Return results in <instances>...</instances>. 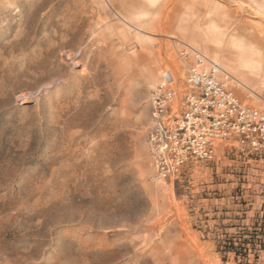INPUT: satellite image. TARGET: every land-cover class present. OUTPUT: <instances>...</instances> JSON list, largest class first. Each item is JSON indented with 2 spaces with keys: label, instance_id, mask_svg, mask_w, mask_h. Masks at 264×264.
<instances>
[{
  "label": "rangeland",
  "instance_id": "obj_1",
  "mask_svg": "<svg viewBox=\"0 0 264 264\" xmlns=\"http://www.w3.org/2000/svg\"><path fill=\"white\" fill-rule=\"evenodd\" d=\"M254 2L0 0V264H264V166L225 155L157 182L148 145L163 73L184 89L181 51L243 79L180 24L257 26ZM244 80L264 108V81Z\"/></svg>",
  "mask_w": 264,
  "mask_h": 264
},
{
  "label": "built area",
  "instance_id": "obj_2",
  "mask_svg": "<svg viewBox=\"0 0 264 264\" xmlns=\"http://www.w3.org/2000/svg\"><path fill=\"white\" fill-rule=\"evenodd\" d=\"M180 57L190 61L183 91L165 72L149 97L154 179L171 181L195 164H214L222 147L246 157V166H264V108L247 104L240 82L203 53L186 48Z\"/></svg>",
  "mask_w": 264,
  "mask_h": 264
},
{
  "label": "bare ground",
  "instance_id": "obj_3",
  "mask_svg": "<svg viewBox=\"0 0 264 264\" xmlns=\"http://www.w3.org/2000/svg\"><path fill=\"white\" fill-rule=\"evenodd\" d=\"M144 1L154 5L157 4L159 0ZM255 1L254 9H256V14H260L264 18V2L262 0ZM142 7H144V4H142ZM139 13L142 14L143 12ZM140 14L137 16L139 20L141 19ZM240 17L241 16L239 15V18L233 20L230 15H227L222 24L217 25L212 23L211 26L206 29V32L201 30V25L198 23L189 26L180 24V30L184 36H191L193 40L198 36L200 38H205V50L214 59H220V56L214 48L222 50V63L224 65H231L235 69V73L239 75L240 78H243L239 81L241 87L248 90L251 88L247 85L244 79H260V81H264V21L257 24V26H254L252 23H248ZM120 18L126 25L132 27L134 31H136L135 33L138 39L141 40L142 38H140V35L147 33L141 27L133 24L134 19L126 20L122 16ZM248 25L257 27L258 32H247L246 29ZM159 65V60L150 64L148 71L145 73V79L148 84H151L159 75ZM178 70H181V68L179 67ZM164 74L165 72L163 75ZM172 75L175 85L177 84L178 86V76L173 73Z\"/></svg>",
  "mask_w": 264,
  "mask_h": 264
},
{
  "label": "crops",
  "instance_id": "obj_4",
  "mask_svg": "<svg viewBox=\"0 0 264 264\" xmlns=\"http://www.w3.org/2000/svg\"><path fill=\"white\" fill-rule=\"evenodd\" d=\"M225 155H227V157L231 156L233 158V160L231 161L234 166H235V169L234 171L237 173L238 171H241V168H239V166L243 163H246V157H243L242 155H239L238 151H234L231 150V151H226L225 147L224 148H221L218 152V155H217V158H216V161H215V165L217 166H220L221 163L223 162V159H226ZM236 156V157H234ZM235 158V159H234ZM248 162H252V161H248ZM250 166H255V165H250ZM240 169V170H239ZM246 169H248V167H246ZM245 169V171H246ZM233 186V185H232ZM234 189H231V191H233ZM235 195H237L236 193H234ZM254 197V193L252 194L251 191H247L246 194L243 195L244 198H247V197ZM231 199H238L239 197L235 196V197H230Z\"/></svg>",
  "mask_w": 264,
  "mask_h": 264
}]
</instances>
